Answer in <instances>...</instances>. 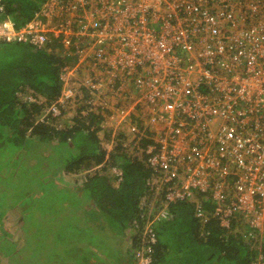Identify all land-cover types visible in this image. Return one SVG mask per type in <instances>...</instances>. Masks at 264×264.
Here are the masks:
<instances>
[{"label": "built area", "instance_id": "2783aa9c", "mask_svg": "<svg viewBox=\"0 0 264 264\" xmlns=\"http://www.w3.org/2000/svg\"><path fill=\"white\" fill-rule=\"evenodd\" d=\"M54 38L77 61L61 68L62 90L46 113L75 118L99 108L104 149L119 140L148 155L154 194L141 201L136 263L150 264L153 224L179 201L227 228L243 211L251 228L243 233L259 235L262 259L264 0H46L23 24L0 19V43L43 47Z\"/></svg>", "mask_w": 264, "mask_h": 264}, {"label": "trees", "instance_id": "16d2710c", "mask_svg": "<svg viewBox=\"0 0 264 264\" xmlns=\"http://www.w3.org/2000/svg\"><path fill=\"white\" fill-rule=\"evenodd\" d=\"M2 2L0 19L9 15L20 25L30 20L46 0ZM70 52L58 38L43 47L23 42L0 43V150L10 151V154L22 151L26 157L36 148V158L40 154H43L42 159L52 154L50 161L53 160L56 167L49 182L34 193L40 197L47 195L46 203H38L33 189L19 197L6 195L5 203L1 198L0 264H30L17 258L24 256V249L40 246L32 253L31 264H47V258H51L53 264H61L63 260H69L70 264H95L94 261L99 260L102 264L105 253L109 258L116 257L120 264L125 235L131 238L126 250L131 249L135 263V251L142 249L147 215L141 201L143 198L150 201L154 194V188L147 183L152 172L148 155L134 153L119 140L111 150L104 149L97 132L101 128L106 130L108 125H104L106 117L99 108L87 116H81L78 109L75 118H70L66 109L56 116L44 110L61 93V68L77 61L76 55ZM60 147L68 149L63 156ZM14 170L16 175L18 169ZM3 171L0 166V178L7 177ZM66 174L73 175L75 182L62 183L61 178ZM6 185L0 181V190ZM67 185H73L89 198L94 212L89 218L97 223L78 225L63 221L69 218L64 210L71 199L63 191ZM170 210L169 218L154 222L156 241L147 240L148 248H144V253L151 257L150 264H264V257L258 256L259 235L247 238L243 233L244 229H251L245 221L240 222L244 220L243 211L232 215L227 228L219 225L213 215L203 222L195 216L193 203L189 201L173 203ZM11 211L17 212L14 229L7 225ZM71 215H78L77 222L84 218L78 212ZM37 220L39 226L51 224L47 248L36 234L31 238L29 233L37 224L34 228L30 225ZM31 240L36 241L34 245Z\"/></svg>", "mask_w": 264, "mask_h": 264}, {"label": "rangeland", "instance_id": "374dc122", "mask_svg": "<svg viewBox=\"0 0 264 264\" xmlns=\"http://www.w3.org/2000/svg\"><path fill=\"white\" fill-rule=\"evenodd\" d=\"M42 148H44V146L41 147V149ZM59 150H60L62 156L68 152V149L66 147H63V148L60 147ZM59 150L56 149L54 151L56 153V152H59ZM36 152H37V149L35 148L34 150H30L28 152V155L26 154V157H23L24 155H22V151H20L19 153L18 152L15 153L16 154L15 155V154H10V151L6 152V151L0 150V166L3 167V170H4L3 174H5V176H7V177H1L0 178V181L5 182L7 184L6 185L7 187L5 186L3 189L0 190V200L2 198V201L4 200V203L6 202V199L8 198L6 195L10 196V194H12V195H17V197H19V196H22L23 194H26V192L28 190L32 192V189L34 190L32 192V194L35 198H38V199H36V200H38V203H43V202L46 203V200L48 198L47 195L40 197L34 193L36 190H40V187L44 186V184L46 182H49L50 175H52L56 171L55 170L56 167L53 164V160H52V162L50 161V159H52L51 158L52 154L49 157L42 159L41 156L43 154L37 155V158H36V156H35ZM61 161H63V160L61 159ZM61 161H60V163H62ZM46 162H48V164H46ZM10 166L12 168L14 167L13 169H15V168L18 169V171L16 172V175H14L15 170L13 171V169ZM49 166H50V168H49L50 170L47 168L44 169V167H49ZM9 174L13 175V177ZM10 179H12L11 182H10ZM61 179H63L62 183H66V184H71V183L75 182V178L73 175H67L66 174ZM67 187L68 188L63 189V191L67 192L66 195L71 197V199H70V202L65 205L64 210L66 212V215L69 218L64 219L63 221L66 224L71 222V224L73 223V224H78V225L82 224V223H83V225H90V224L92 225L94 223H97L96 221H93L92 219H90L92 217V215H94V212L92 211V206L90 204L89 198L85 195V193L77 191L73 185L72 186L67 185ZM10 190H12V191L10 192ZM2 204H3V202H2ZM73 212H78V214L83 215L84 221L81 220V221L77 222L78 221V215L72 216L71 213H73ZM8 222L9 223L7 225L11 226V228L14 229V224L17 222V212H14V213L12 212L11 214H9ZM38 223H39V221L37 220L36 222H34V224L32 223L30 225L33 227L35 224H37L35 228L33 227L35 230L31 228L29 233H31V236H32L31 238H35V234H36V238H38L41 242H44L42 244V246H43V245L48 244L47 242H48L49 234H50L52 228H50L51 224H48L46 226H44V225L39 226ZM49 223H50V221H49ZM42 227H43V229L41 230L40 228H42ZM106 230H108V228H106ZM97 235H98V233H97ZM74 237H75V235H74ZM86 238L90 239V237H86ZM35 242L36 241L33 240L31 243L34 245ZM106 246L110 249L112 248L111 245H109V244H106ZM40 247H36L33 250L24 249V256L22 255V257H18L17 260L21 261V259H22V262L28 261L31 264L30 257L32 256V253L35 254ZM47 247H48V245H46V248ZM103 255H104L105 259L103 260L102 264H118V262H117L118 259L116 257H115V259H112L110 257L111 260L109 261L108 259H110V258L108 257V253H105ZM47 256L49 257V255H47V252H46V257ZM112 256H114V255L112 254ZM14 260H15V258H14ZM47 260H48V262H46L47 264H53L51 258H47ZM11 261H13V259ZM15 262H17V261H15ZM58 263L56 262L55 264H58ZM94 263L95 264H101L99 260L94 261ZM61 264H70V261L69 260H65V261L63 260L61 262ZM135 264H137V263H135Z\"/></svg>", "mask_w": 264, "mask_h": 264}, {"label": "crops", "instance_id": "0c3cea01", "mask_svg": "<svg viewBox=\"0 0 264 264\" xmlns=\"http://www.w3.org/2000/svg\"><path fill=\"white\" fill-rule=\"evenodd\" d=\"M206 206L209 210H211L214 205L208 203ZM130 243H131V238L129 237V235H125L122 240L123 249H121L122 253H124V256L121 259L120 264H135V259H134L131 249L128 251L126 250L127 247L130 245Z\"/></svg>", "mask_w": 264, "mask_h": 264}]
</instances>
